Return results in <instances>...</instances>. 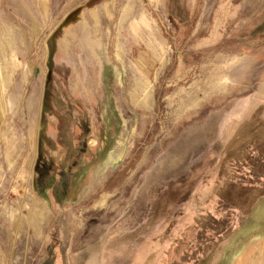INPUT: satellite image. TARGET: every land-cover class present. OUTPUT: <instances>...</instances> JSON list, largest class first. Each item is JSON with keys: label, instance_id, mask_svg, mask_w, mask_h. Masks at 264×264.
Here are the masks:
<instances>
[{"label": "rangeland", "instance_id": "374dc122", "mask_svg": "<svg viewBox=\"0 0 264 264\" xmlns=\"http://www.w3.org/2000/svg\"><path fill=\"white\" fill-rule=\"evenodd\" d=\"M93 88L135 114L137 169L86 228L39 193L44 131L77 129ZM263 91L264 0H0V264H160L224 186L230 140L264 129Z\"/></svg>", "mask_w": 264, "mask_h": 264}, {"label": "crops", "instance_id": "0c3cea01", "mask_svg": "<svg viewBox=\"0 0 264 264\" xmlns=\"http://www.w3.org/2000/svg\"><path fill=\"white\" fill-rule=\"evenodd\" d=\"M110 11L104 12L108 20L112 18ZM100 43L98 38L94 47L89 46L101 64H106L105 46ZM83 94L85 107L79 110L77 129L60 124L49 125L44 131L46 153L41 179L48 178L52 184L41 185L39 194L56 213L55 218L65 219L75 208L80 213L79 225L88 228L94 224L88 211L102 207L108 214L114 212L120 200L115 208L110 203L117 193L121 197L119 192L136 173L134 159L130 160L131 148L135 147V114L125 113L120 97L110 89H87ZM91 105H97V110H91ZM227 163L224 186L206 213L173 239L160 264H264V129H240L229 142ZM99 178L101 184L82 199L91 182ZM65 226V243L78 242L71 230L77 227L74 220ZM55 242L59 243L55 256L61 261L71 259L65 246ZM237 245L241 246L239 250ZM152 255L143 264H150Z\"/></svg>", "mask_w": 264, "mask_h": 264}, {"label": "bare ground", "instance_id": "6f19581e", "mask_svg": "<svg viewBox=\"0 0 264 264\" xmlns=\"http://www.w3.org/2000/svg\"><path fill=\"white\" fill-rule=\"evenodd\" d=\"M3 110H4V109H3ZM5 110H6V109H5ZM4 112H5V111H4ZM4 112H3V113H4ZM4 114H5V113H4ZM91 140H92V139H91ZM93 141H94V140H93ZM90 142H91V141H90ZM93 143H94V142H93Z\"/></svg>", "mask_w": 264, "mask_h": 264}]
</instances>
